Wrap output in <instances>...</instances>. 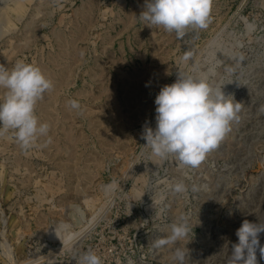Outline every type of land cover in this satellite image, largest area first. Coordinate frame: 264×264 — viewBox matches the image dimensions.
Here are the masks:
<instances>
[{"label": "rangeland", "instance_id": "1", "mask_svg": "<svg viewBox=\"0 0 264 264\" xmlns=\"http://www.w3.org/2000/svg\"><path fill=\"white\" fill-rule=\"evenodd\" d=\"M144 6L0 0V64L24 60L54 85L35 110L48 137L27 153L0 138V264H77L88 249L103 264H177L174 247L188 249L185 264H227L242 223H264V0H211L208 27L182 39L138 20ZM178 72L242 103L195 169L152 156L142 138ZM179 181L188 193L172 191ZM181 213L188 237L154 249Z\"/></svg>", "mask_w": 264, "mask_h": 264}, {"label": "clouds", "instance_id": "2", "mask_svg": "<svg viewBox=\"0 0 264 264\" xmlns=\"http://www.w3.org/2000/svg\"><path fill=\"white\" fill-rule=\"evenodd\" d=\"M144 9L138 20L149 27L174 32L177 39H182L188 29H205L211 22V0H145ZM190 57L191 53H187L183 60L188 61ZM53 87L51 79L34 64L18 60L11 69L0 64V89L5 93L0 98V138L11 133L19 148L27 153L41 137H48L50 125L40 122L35 110ZM222 88H213L205 79L178 72L176 81L164 85L155 98L156 127L144 128V147L150 148L151 155L157 158L174 156L182 167L198 168L230 131L231 123L239 119L242 103H234V98L225 95ZM68 103L72 110L83 114L77 100ZM172 191L186 194L189 188L179 181L172 186ZM191 191H198V186L192 185ZM192 230L189 216L181 213L170 225V234L155 239L152 247H173ZM262 232L264 223L245 220L236 232L238 243L233 244L227 264H257V249L264 258V246L259 239ZM187 256L188 249L174 247L173 260L177 264H185ZM77 264H103V261L88 249L79 255Z\"/></svg>", "mask_w": 264, "mask_h": 264}, {"label": "bare ground", "instance_id": "3", "mask_svg": "<svg viewBox=\"0 0 264 264\" xmlns=\"http://www.w3.org/2000/svg\"><path fill=\"white\" fill-rule=\"evenodd\" d=\"M76 233V232H75Z\"/></svg>", "mask_w": 264, "mask_h": 264}]
</instances>
